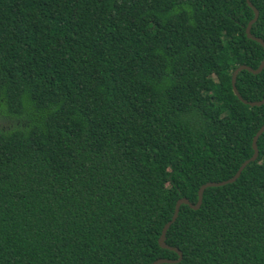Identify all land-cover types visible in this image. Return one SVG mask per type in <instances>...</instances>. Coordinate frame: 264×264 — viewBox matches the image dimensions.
Returning <instances> with one entry per match:
<instances>
[{"label": "trees", "instance_id": "1", "mask_svg": "<svg viewBox=\"0 0 264 264\" xmlns=\"http://www.w3.org/2000/svg\"><path fill=\"white\" fill-rule=\"evenodd\" d=\"M251 33L264 40V0ZM247 0H0V264H153L179 198L235 174L264 104ZM236 87L264 99V67ZM181 204L162 264H264V132Z\"/></svg>", "mask_w": 264, "mask_h": 264}, {"label": "water", "instance_id": "2", "mask_svg": "<svg viewBox=\"0 0 264 264\" xmlns=\"http://www.w3.org/2000/svg\"><path fill=\"white\" fill-rule=\"evenodd\" d=\"M247 3L250 7L253 8L254 10V17L252 18V20L249 21L247 27H246V34L249 38L259 42L263 47H264V40L260 37H257V36H254L250 29H251V25L255 22V20L257 19L258 17V10L257 8H255L252 3L250 2V0H247ZM264 67V57L263 59L261 60L260 64L258 65L257 68H252L250 66H247V65H240L238 66L233 74H232V79H231V83H232V89H233V92L235 93V95L241 100L243 101L244 103L250 105V106H259L261 104H264V99L262 100H258V101H248V100H245L244 98H242V96L239 94L238 90H237V87H236V77H237V74L242 71V70H247L249 72H252L254 74H257L259 73ZM264 132V124L258 129V131L256 132V134L254 135L253 137V140H252V148H253V154L250 158L246 159L245 161H243L241 163V165L239 166V168L237 169V171L235 172V174L233 176H231L230 178L228 179H225V180H221V181H209V182H206L204 184H202L199 189H198V196H197V200L195 203H191L189 201V199L185 198V197H182V198H179L176 203H175V206H174V212H173V215L171 217V219L169 221H167L162 230H161V233L158 237V244L161 248H165V249H168V250H172L174 252L177 253L178 257L176 259H169V258H158L156 259L153 264H162V263H176L178 261L181 260L182 258V252L179 248L177 247H174V246H170L166 243V232L168 230V228L170 227V225L176 220L177 216H178V212H179V208H180V205L181 204H186L188 205L190 208L196 210L200 207L201 203H202V196H203V192L204 190L207 188V187H215V186H222V185H225L227 183H232L234 182L241 174L242 170L246 167V165L250 162H253L257 159L258 157V147H257V140L259 138V136ZM29 264V263H27Z\"/></svg>", "mask_w": 264, "mask_h": 264}]
</instances>
